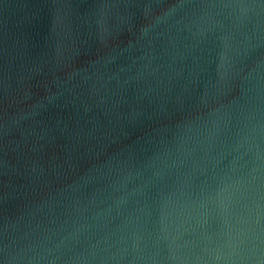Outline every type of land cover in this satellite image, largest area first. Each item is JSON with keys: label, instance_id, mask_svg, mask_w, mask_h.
I'll use <instances>...</instances> for the list:
<instances>
[{"label": "water", "instance_id": "obj_1", "mask_svg": "<svg viewBox=\"0 0 264 264\" xmlns=\"http://www.w3.org/2000/svg\"><path fill=\"white\" fill-rule=\"evenodd\" d=\"M0 264H264V0H0Z\"/></svg>", "mask_w": 264, "mask_h": 264}]
</instances>
